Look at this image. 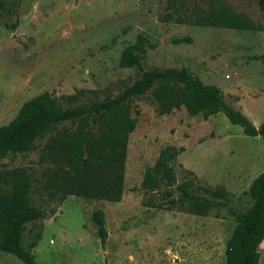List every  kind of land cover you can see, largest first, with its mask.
<instances>
[{
	"label": "rangeland",
	"instance_id": "374dc122",
	"mask_svg": "<svg viewBox=\"0 0 264 264\" xmlns=\"http://www.w3.org/2000/svg\"><path fill=\"white\" fill-rule=\"evenodd\" d=\"M0 7V126L40 95L83 108L154 69H182L216 86L255 130L264 119V18L252 0H0ZM138 38L141 70L118 67ZM154 94L155 87L124 104L135 124L118 201L73 193L78 176L47 151L76 122L0 160V194L25 177L29 205L43 212L21 231L29 264H224L233 214L252 204L247 190L264 168V144L222 112L189 116L181 106L159 114ZM109 120L86 118L77 128L99 138ZM166 147L175 151L167 161L171 186L156 168ZM180 185L213 203L178 199ZM97 211L103 241L92 221ZM257 250L264 264V239ZM0 264L28 263L0 250Z\"/></svg>",
	"mask_w": 264,
	"mask_h": 264
},
{
	"label": "trees",
	"instance_id": "16d2710c",
	"mask_svg": "<svg viewBox=\"0 0 264 264\" xmlns=\"http://www.w3.org/2000/svg\"><path fill=\"white\" fill-rule=\"evenodd\" d=\"M264 18V0H252ZM0 9H2L0 7ZM9 30L14 27L7 26ZM142 42L138 38L123 48L117 65L125 69L141 70ZM139 77L120 94L102 101L90 103L83 108L58 105L48 96L40 95L21 105L15 116L0 126V160L31 151L35 143L47 136L56 126L86 118L96 120L110 116L99 138L75 130L66 138L50 139L47 151L55 154L60 164L68 167L69 175L78 176L71 182L72 192L84 198L118 201L121 193L124 156L128 134L134 128V119L128 117L125 102L149 92L155 87L154 101L159 114L184 107L189 116L201 114L203 118L222 112L228 122L242 128L246 136H259L264 144V119L258 129L238 111L223 100L216 86L204 85L185 70L163 69L140 71ZM116 114L115 116H112ZM174 149L164 148L156 162L161 178L167 186L174 184L173 172L168 157ZM178 199L197 203L196 207L213 203L191 194L185 185L177 186ZM31 185L27 178L15 180L6 192L0 194V250L26 261L29 257L19 247L23 225L43 218V212L29 205ZM247 195L252 204L243 211L234 213L235 225L224 244V264H258V246L264 239V168L250 183ZM99 238L103 241L102 214L92 215Z\"/></svg>",
	"mask_w": 264,
	"mask_h": 264
}]
</instances>
